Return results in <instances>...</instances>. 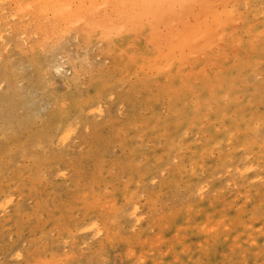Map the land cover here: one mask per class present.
I'll return each instance as SVG.
<instances>
[{"label":"rangeland","instance_id":"374dc122","mask_svg":"<svg viewBox=\"0 0 264 264\" xmlns=\"http://www.w3.org/2000/svg\"><path fill=\"white\" fill-rule=\"evenodd\" d=\"M53 1L0 0V264H264V0H205L168 50L203 18L176 6L159 72L110 0L91 34Z\"/></svg>","mask_w":264,"mask_h":264},{"label":"bare ground","instance_id":"6f19581e","mask_svg":"<svg viewBox=\"0 0 264 264\" xmlns=\"http://www.w3.org/2000/svg\"><path fill=\"white\" fill-rule=\"evenodd\" d=\"M38 1H40V0H38ZM41 1H43V0H41ZM45 1V0H44ZM49 1V0H48ZM50 1H52V0H50ZM97 1L98 0H55V1H53L54 2V6H55V8H54V10H55V12H57L56 14L59 16V18H61L62 19V22H61V20H59L62 24H64V22H66V24L68 25L69 23L67 22V21H65V20H68L69 18H71V16H72V18L71 19H73V17H75V16H77L78 18H80V17H82V20L83 21H85V23H86V25H88V26H91V27H88V26H86L87 28H88V30H89V28L91 29V28H93V26L95 27V25H97V26H101V24L103 23V22H105L106 20H107V14L105 13V12H107V11H105L104 9H106L105 8V5H107L106 3H105V5H103L102 6V8H104V9H102V8H100V9H102V10H104V12L102 13V11H100L99 10V8H97L96 6H97ZM100 1H106V0H100ZM108 1V0H107ZM192 1V2H191ZM194 1V2H193ZM205 0H199V2L198 1H196L197 3H199L198 5H199V7H200V9H199V11L202 13V16H203V18L201 17L200 19H198V18H195V22H197L195 25H193V29L191 30V32L190 33H182V32H180L178 35H168V36H170V37H165V39H164V37H163V39L166 41V45H167V48H168V50L169 49H171V48H174V47H177L176 49H181V50H183L184 48H187V49H190V47L192 48V45H193V47H194V42L196 41V40H198V39H205L206 40V38L210 35V33H211V29H210V25H209V21L207 22V17L209 16L211 19H210V21L212 22V21H215V20H217V19H220V17H219V15L221 16V14H219V12H216L217 14H215V13H213L212 11H211V14H210V11H208V13H209V15L208 14H206V11H207V6L210 4H208V2H204ZM46 2H47V0H46ZM45 2V3H46ZM85 2H87V4H86V6L84 5V3ZM99 2V1H98ZM111 2H112V5H113V7H116L118 10L116 11V9L114 8L113 9V12L112 13H116V22H115V20H114V17H115V13L113 14L114 16H113V20H111L112 22H114V24H116L115 26H114V24H113V26H114V30H120V33L119 34H121V35H125V34H127V33H133V32H135V34L136 35H138V37H139V41H137V42H135V43H133V45H131V47H132V49L133 48H138L136 51H134L133 52V50L131 49L130 51H132V54H131V57H130V54H129V56H128V54L126 55V57H130V58H133V59H130L131 61H129L130 63L134 60V59H136V58H138L141 54L142 55H144V54H146V55H144V59H145V56H146V59H155V60H157L156 62L158 63V72H159V68L161 67L160 65H166L167 63H168V61H169V59L171 58V56L168 54V52H164L163 54L162 53H160L159 51H164V50H159L158 51V49H157V46H156V40L158 39V35H157V32L155 31V29H156V27H159V25H161V24H165L166 22H167V16H169L170 14L172 15V13H174V9L176 8V6H180L181 8H183V10H185V11H189L191 8H190V4L189 3H191V5H192V3L194 4L195 3V0H110V3L109 2H107V3H109L108 5H110L111 4ZM42 3V2H41ZM44 3V4H45ZM50 3V2H49ZM52 3V2H51ZM100 3V2H99ZM103 3V2H102ZM39 4V3H38ZM47 4V3H46ZM111 5V6H112ZM189 5V6H188ZM42 6H44V5H42ZM101 6V5H100ZM111 6H109V8H110V10H111ZM108 7V6H107ZM39 8V7H38ZM41 8V7H40ZM109 8H107V9H109ZM190 8V9H189ZM215 8V7H214ZM213 8V9H214ZM45 9V8H44ZM100 11V13H98V14H96L97 12H98V10ZM223 9V8H222ZM115 10V11H114ZM216 10V9H215ZM215 10H213L214 12H215ZM224 10V9H223ZM112 11V10H111ZM41 12V11H40ZM46 12V11H45ZM49 12V11H48ZM50 12H54V11H50ZM54 12V13H55ZM199 12V13H200ZM223 12V11H222ZM43 13V12H42ZM53 13V14H54ZM198 13V12H197ZM198 13V14H199ZM221 13V12H220ZM225 13V12H224ZM56 15V16H57ZM208 15V16H207ZM197 16V15H196ZM199 16H200V14H199ZM198 16V17H199ZM76 17V18H77ZM87 17V18H86ZM109 17V16H108ZM112 17V16H111ZM208 17V18H209ZM110 18V17H109ZM81 19V18H80ZM63 20H64V22H63ZM74 20H75V18H74ZM77 20V19H76ZM109 20V19H108ZM170 20V19H169ZM40 21V20H39ZM42 21H43V19H42ZM41 21V22H42ZM55 21V20H54ZM57 21V20H56ZM69 21H72V20H69ZM76 23H79V21L77 22L76 21ZM41 24V23H40ZM54 24V23H53ZM159 24V25H158ZM42 25H43V23H42ZM67 25H65L64 24V26H67ZM76 25H78V24H76ZM104 25L106 26V25H108V24H103V27H104ZM109 25H111V24H109ZM158 25V26H157ZM63 26V27H64ZM69 26V25H68ZM82 26L84 27V28H82ZM81 26V28H82V30H84V31H86V32H84V33H87L88 31H87V29L85 28V25H82ZM112 26V25H111ZM62 27V28H63ZM74 27V26H73ZM51 28V27H50ZM68 27H65L64 28V32L63 33H65V31L66 32H68L70 29H72L71 27H70V29L68 28ZM66 29V30H65ZM74 29V28H73ZM80 29V28H79ZM55 30H56V28H55ZM81 30V29H80ZM82 30L81 31H79L78 30V32H82ZM93 29H91L89 32H90V34L92 33L91 31H92ZM94 30H95V28H94ZM94 30H93V32H94ZM100 30V29H99ZM50 32H51V30H50ZM58 32V31H57ZM78 32H76V34L78 33ZM99 32V31H98ZM107 32H108V30H106V31H101L100 33H103V34H107ZM114 32V31H113ZM61 33V31L59 32V35H61L60 34ZM84 33H82V34H84ZM95 33V32H94ZM100 33H98V34H100ZM110 33H112L111 31H110ZM117 33H118V31H117ZM53 34H55V33H53L52 32V36H53ZM68 34V33H67ZM76 34H74V36L76 35ZM90 34H86V38H87V35H90ZM97 34V36L98 37H100L101 35H98ZM109 34V33H108ZM107 34V35H108ZM115 34H116V32H115ZM114 34V35H115ZM118 34V35H119ZM113 35V36H114ZM118 35H116V36H118ZM136 35H134L133 37L131 36V38H129L130 40L133 38V39H135V36ZM35 36V35H34ZM68 36V35H67ZM83 36V35H82ZM97 36H95V38L97 37ZM115 36V37H116ZM46 37V36H45ZM58 38H59V36H57ZM70 37V36H69ZM69 37H68V39H69ZM78 37H79V35H78ZM85 37V36H84ZM83 37V38H84ZM104 37V36H103ZM103 37L101 38L100 37V39L102 40L103 39ZM50 38H52V37H50ZM86 38H84L83 40H84V42H87V39ZM161 38V37H160ZM49 39V38H48ZM48 39H46V40H48ZM53 39V38H52ZM79 39V38H78ZM97 39V38H96ZM106 39V38H105ZM111 39V38H110ZM109 39V35H108V39H106V42H107V40H110ZM208 39V38H207ZM44 40H45V38H44ZM54 40V39H53ZM60 40V39H59ZM73 40V39H72ZM86 40V41H85ZM104 40V39H103ZM160 40V39H159ZM209 40V39H208ZM55 41V40H54ZM105 41V40H104ZM110 41H112V40H110ZM121 41V40H120ZM44 42V41H43ZM59 42V41H58ZM83 42V43H84ZM89 42V41H88ZM159 42V41H158ZM199 42V41H198ZM197 42V43H198ZM42 43V42H41ZM40 43V44H41ZM52 43V42H51ZM55 43V42H54ZM57 43V42H56ZM112 44L114 43V42H111ZM123 43V42H122ZM129 43V42H128ZM131 43V42H130ZM211 43V42H210ZM119 44V43H118ZM117 44V45H118ZM163 44H165V43H163ZM30 45V44H29ZM32 45V44H31ZM42 45V44H41ZM51 45V44H50ZM54 45V44H53ZM109 45V44H108ZM114 45V44H113ZM125 45H126V43H125ZM125 45L124 46H120V50H122L123 52L124 51H126V48H125ZM165 45V46H166ZM19 46H20V44H19ZM18 46V47H19ZM34 45H32V47H33ZM52 46V45H51ZM103 46V45H102ZM116 46V45H115ZM128 46V45H127ZM126 46V47H127ZM130 46V45H129ZM158 46H160V45H158ZM163 46V45H162ZM165 46H163V47H165ZM23 47V46H22ZM28 47V46H27ZM30 47V46H29ZM41 47V46H40ZM43 47L44 46H42V49H43ZM90 47V46H89ZM110 47H112V46H110ZM114 47V46H113ZM197 47V46H196ZM201 47V46H200ZM206 47V46H205ZM23 48H25L26 49V47L24 46ZM22 48V49H23ZM34 48V47H33ZM57 48V47H56ZM107 48H109V46L107 47ZM117 48V49H118ZM130 48V47H129ZM158 48H160V47H158ZM203 48V47H202ZM29 49H31V48H29ZM28 49V50H29ZM34 49H36V48H34ZM41 49V48H40ZM110 49V48H109ZM114 49V48H113ZM162 49H164V48H162ZM21 50V47L19 48V51ZM116 50V49H115ZM32 51V50H31ZM42 51V50H41ZM102 51V50H101ZM105 51H106V49H105ZM108 51V50H107ZM119 51V50H118ZM118 51H117V53H118ZM121 51V52H122ZM129 51V52H130ZM198 51V50H197ZM21 52H25V50H22ZM27 52V51H26ZM38 52V51H37ZM52 52V51H51ZM109 52H111V49L109 50ZM120 52V53H121ZM171 52V51H170ZM192 52V51H191ZM194 52V51H193ZM200 52L202 53V52H204V50L203 51H201V49H200ZM174 53V52H173ZM173 53H171V54H173ZM35 53H33V55H34ZM64 54V53H63ZM62 54V55H63ZM66 54V53H65ZM113 54V53H112ZM111 54V55H112ZM126 54V53H125ZM185 54V53H184ZM203 54V53H202ZM42 55V54H41ZM86 55V54H85ZM118 55H120L121 56V54H118ZM43 57H44V55H42ZM46 56V55H45ZM66 56V55H65ZM67 56H68V54H67ZM110 56V55H109ZM173 56V55H172ZM34 57V56H33ZM51 57V56H50ZM119 57V56H118ZM45 58V57H44ZM81 58H82V56H81ZM80 58V59H81ZM121 58V57H120ZM127 58V59H128ZM119 59V58H118ZM143 59V56L141 57V60ZM43 60V59H42ZM46 60V59H45ZM85 60H86V58H85ZM121 60V59H120ZM35 61V60H34ZM52 61V59L50 60V62ZM147 61V60H146ZM151 61V60H150ZM71 62V61H70ZM74 62V61H73ZM83 62V61H82ZM134 62V61H133ZM142 61H140L139 63H141ZM148 62H149V60H148ZM152 62V61H151ZM154 62V61H153ZM152 62V63H153ZM84 63V62H83ZM136 62H134V65H136L135 64ZM173 63V62H172ZM177 63V62H176ZM50 64V63H49ZM120 64V63H119ZM154 64V63H153ZM171 64V63H170ZM175 64V63H174ZM54 65V64H53ZM148 65V66H147ZM146 66L148 67L147 69H150L149 68V64H147ZM74 66V65H73ZM80 66V65H79ZM152 66V65H151ZM155 66V65H154ZM57 67V66H56ZM56 67H53L54 69H56ZM137 67H139V66H137ZM140 67H142V65L140 66ZM156 67V66H155ZM170 67H172V65L170 66ZM169 67V68H170ZM76 68V67H75ZM162 68V67H161ZM168 68V69H169ZM172 68H174V67H172ZM45 69V68H44ZM43 69V70H44ZM143 69V68H142ZM145 69V68H144ZM154 71L156 70L155 68H152ZM151 69V70H152ZM43 70H41L42 72H43ZM162 70V69H161ZM170 70V69H169ZM161 72V71H160ZM162 73H165V71L164 72H162ZM74 74V73H73ZM76 74H78L77 72H76ZM103 75V74H102ZM106 75V74H105ZM107 76V75H106ZM162 76H164V75H162ZM44 77V76H43ZM101 78H105V77H101ZM101 78H99L100 80H101ZM42 79H40V81H41ZM44 80V79H43ZM105 80V79H104ZM99 81V80H98ZM97 80H96V82H98ZM104 83H105V81H103ZM100 83H102L101 81H100ZM100 83H99V86H100ZM103 83V84H104ZM45 85V84H44ZM105 87V86H104ZM103 87V88H104ZM109 88L107 87V90H108ZM105 90V89H104ZM109 92V90L107 91V92H104V93H106V95H108L107 93ZM96 93H98V92H96ZM99 93H100V91H99ZM98 93V96L100 95ZM103 93V94H104ZM112 93V91L110 92V95H112L111 94ZM95 94V93H94ZM96 96V95H95ZM97 96V97H98ZM103 96V95H102ZM101 96V97H102ZM77 98V97H76ZM79 98V97H78ZM99 98V97H98ZM55 100V99H54ZM78 100V99H77ZM101 100V99H100ZM64 101V100H63ZM99 101V100H98ZM55 102V101H54ZM65 102V101H64ZM76 104H78L77 102H75ZM80 103H82V102H80ZM99 104H100V102H98ZM74 104V103H73ZM99 104H98V106H99ZM52 105H54V104H52ZM55 106V105H54ZM53 106V107H54ZM82 108V107H81ZM101 108V107H100ZM83 110V109H82ZM58 113H59V111H57ZM64 112V111H63ZM63 112H61V109H60V115H62V113ZM56 113V112H55ZM65 113V112H64ZM57 115V114H56ZM58 116L59 118L61 117V116ZM66 115V114H65ZM58 117H56V119L58 118ZM62 118V117H61ZM61 120V119H60ZM52 124H54V123H52ZM56 125V124H55ZM52 126V125H51ZM50 126V127H51ZM60 127V126H59ZM55 128H56V126H55ZM59 128H57V129H55V130H58ZM2 130H5V129H2ZM69 130V129H68ZM67 130V132H70V131H68ZM6 131V130H5ZM63 131V135L61 136V138H65V134H66V136H67V133H66V129H64V130H62ZM0 135H1V133H0ZM69 136V135H68ZM67 136V137H68ZM5 138V137H4ZM63 141V140H62ZM133 206L131 207L130 206V209H132L131 211L134 213V211L138 208L135 204H132ZM137 207V208H136ZM137 212V211H136ZM95 222V221H94ZM93 225H95V223H93ZM88 227H90V225H88ZM91 227H92V224H91Z\"/></svg>","mask_w":264,"mask_h":264}]
</instances>
